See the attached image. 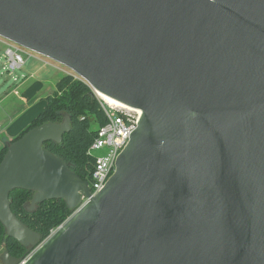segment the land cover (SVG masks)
Here are the masks:
<instances>
[{"label": "water", "instance_id": "obj_1", "mask_svg": "<svg viewBox=\"0 0 264 264\" xmlns=\"http://www.w3.org/2000/svg\"><path fill=\"white\" fill-rule=\"evenodd\" d=\"M0 36L141 112L94 195L43 146L67 113L7 144L1 264H264V0H0ZM13 189L73 212L41 239Z\"/></svg>", "mask_w": 264, "mask_h": 264}, {"label": "trees", "instance_id": "obj_2", "mask_svg": "<svg viewBox=\"0 0 264 264\" xmlns=\"http://www.w3.org/2000/svg\"><path fill=\"white\" fill-rule=\"evenodd\" d=\"M55 91L46 97L44 108L29 125L12 141H15L29 129L45 122H61L63 114L70 117V129L62 135L59 143L44 142L43 146L53 154L69 163V167L83 180L88 182L86 168H90L86 152L96 135V129L105 123V114L100 101L91 94V88L82 80L70 74H64L55 84ZM92 119V120H91ZM7 145L0 148V161ZM32 192L25 189H13L9 193L10 208L13 214L27 227L38 232L45 239L72 212L60 199L45 200L33 211H27ZM0 244L14 257L24 258L26 248L16 240L6 236L0 223Z\"/></svg>", "mask_w": 264, "mask_h": 264}, {"label": "built area", "instance_id": "obj_3", "mask_svg": "<svg viewBox=\"0 0 264 264\" xmlns=\"http://www.w3.org/2000/svg\"><path fill=\"white\" fill-rule=\"evenodd\" d=\"M0 43L4 44L3 52L4 56L7 58V66L5 68L7 71L14 72L23 67L25 59L22 54L32 56L30 53L31 50L2 36H0ZM36 54L38 55V53ZM45 64L48 63L45 62ZM68 74L71 75V72ZM72 76L76 79H80L76 75L72 74ZM24 77L25 75L21 74L19 77L14 76L13 80L19 81L20 78L22 79ZM95 97L100 101L101 107L103 108L105 123L96 129V135L86 152L90 163V168H86V171L90 181L88 184L91 195L101 190L107 179L113 173L117 156L127 144L129 134L136 128L141 115L138 109L112 107L105 104L96 93ZM98 150H103V153L96 154L95 152ZM88 199L89 198L82 196L81 202L85 203ZM53 230L54 229H52L51 232H53ZM24 258H22V260H24Z\"/></svg>", "mask_w": 264, "mask_h": 264}, {"label": "crops", "instance_id": "obj_4", "mask_svg": "<svg viewBox=\"0 0 264 264\" xmlns=\"http://www.w3.org/2000/svg\"><path fill=\"white\" fill-rule=\"evenodd\" d=\"M35 68L36 66H30V68L27 69L28 71L26 70L27 73L23 74L25 77L20 79L21 86L29 81L22 93H16V87L19 86L17 85L11 92L9 91L5 93L4 96L0 97V148L5 144L7 145L29 125L36 115L44 108L46 97L54 92V90H52L45 98H42L41 95L48 86H44L43 81L46 80L45 77L41 79V81L34 79V83L30 81L41 67ZM21 69H23V67ZM64 74L68 73L64 72ZM12 93L19 95L18 99L22 103V107H20V104L17 105L13 102L5 103L8 101L9 94ZM30 102L31 105H29ZM6 104L8 105L6 106ZM19 108L20 110L18 111L17 109Z\"/></svg>", "mask_w": 264, "mask_h": 264}, {"label": "rangeland", "instance_id": "obj_5", "mask_svg": "<svg viewBox=\"0 0 264 264\" xmlns=\"http://www.w3.org/2000/svg\"><path fill=\"white\" fill-rule=\"evenodd\" d=\"M3 50H4V44L0 43V97L4 96L5 93H8L9 91L11 92L17 85L19 86L16 87L17 88L16 93L20 94L23 92L24 88L29 83V81L21 86L20 80L14 81L13 77L14 76L19 77L21 74L27 73L26 70L29 69L30 66H36V68L41 67L40 70L36 73V75H34V78L30 80L32 81V83L35 82L34 79H38L39 81H41V79H43L44 77L46 79L45 81L42 80L44 86L46 85L48 86L47 89L44 91V93L41 95L42 98H45V96L49 94L50 91L52 90L55 91L56 89L55 82L64 75V72L66 73L71 72L64 65L56 61H53L45 56L39 54L37 55L36 53L31 51L30 53L32 56H27L26 54H22L23 58L25 59V64L23 65V69H18L14 72L7 71L5 69L7 66V58L4 56ZM45 62L48 64H45ZM16 93L9 94L10 96L8 97V101L5 103L13 102L16 103L17 105L20 104V107H22V103L18 99L19 95ZM7 105L8 104H6V106ZM29 105H31V102L29 103ZM17 110L19 111L20 108ZM95 153L102 154L103 150H98ZM4 251H6L4 249V246L0 244V256Z\"/></svg>", "mask_w": 264, "mask_h": 264}, {"label": "bare ground", "instance_id": "obj_6", "mask_svg": "<svg viewBox=\"0 0 264 264\" xmlns=\"http://www.w3.org/2000/svg\"><path fill=\"white\" fill-rule=\"evenodd\" d=\"M97 96L107 105L112 106V107H121V108H131L128 107L127 105H124L123 103L116 101L112 98H109L101 93H97ZM140 112V111H139Z\"/></svg>", "mask_w": 264, "mask_h": 264}]
</instances>
